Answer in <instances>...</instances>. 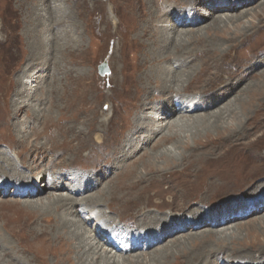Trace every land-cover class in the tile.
I'll return each instance as SVG.
<instances>
[{"label":"rangeland","instance_id":"1","mask_svg":"<svg viewBox=\"0 0 264 264\" xmlns=\"http://www.w3.org/2000/svg\"><path fill=\"white\" fill-rule=\"evenodd\" d=\"M214 1H216L215 3L218 2V0ZM146 3L152 4L150 0H0V152L6 153L3 156H10L12 158L11 162L19 168L7 178L0 177V186L5 185V183L10 184L0 195V264H41L44 251L43 243L40 244L32 232L36 226L47 227L49 224L52 225L54 220L53 216L48 215V218H41L42 223L38 225L24 213L12 209L13 205L10 206V201L22 199L14 195L13 188L15 189L17 184L11 185V181L19 177V180L23 179L19 183L25 185L34 171L30 185L37 184L34 188L38 189L39 179L37 177L40 173L35 170L37 167L44 166L54 170L52 164H55L58 168H69L76 163L85 151L92 147H96L98 151L112 153L110 152L112 150H108L107 147L118 137L117 135H119L121 129H126L129 126V118L134 121V112L141 111L144 98H151L149 88L153 85L163 88L159 81L146 82L144 79L146 70L150 66L149 54L146 53L147 39L138 37L137 33L148 16ZM187 4V2H184L181 5L186 11L191 6L196 7V5L186 6ZM231 4L234 3L231 2ZM110 7L114 9V14ZM241 7L234 12H227L226 10L218 12V14L245 15L242 18L244 24H241L240 35L236 39L225 41V39L215 36L213 32L206 34L202 30L201 33L202 36H205V40L188 46V49L206 47L208 49L203 50L207 53L209 51L208 55L197 66L198 68L196 67L195 71L191 72L190 81L183 89L190 92V97L195 96L198 99L199 96L194 92H207L214 89L216 84L218 86L223 78V74H221L223 73V61L231 60L234 55L236 58H241L242 56L237 55L240 53L255 56L264 53V0H255ZM211 18L196 27L207 26L213 20V17ZM251 22L254 26L250 25ZM166 25H169V23H166ZM229 27L232 28L233 26L229 25ZM137 30L138 32H136ZM255 31L258 32L256 35L247 37ZM229 33L231 34V32ZM248 38L250 39L248 40ZM220 39H222V43L229 44L228 50L223 54L216 53L210 49V45H205L207 41L217 42ZM242 40L247 41L242 47L238 48L236 53L235 47ZM170 51L173 55L181 53L180 50H171V48ZM171 55L169 54V57ZM165 58L164 61H167V55ZM49 63H51V66L46 71L37 72ZM102 63H105L108 68L105 73H100L99 70ZM203 69L206 72L201 83L192 84L195 83L196 73ZM28 70V76H24ZM255 70V76L247 83L242 84L234 94L225 98L221 104L207 110V112H196L197 115H209L213 111L219 112L220 109L222 110L230 101L234 100L235 96H244L243 93H238L240 88L245 87L250 82L252 83V81H254L252 85L258 84V88L264 87V76L261 75V72L264 71V65H259ZM39 73L40 77L36 80L37 82H32L34 85L37 84V87H32L34 88L32 90L31 88L25 89L24 87L31 83L30 77L33 80ZM22 78L24 81L27 79V84L23 83ZM182 78L184 79V77ZM185 84L186 82H183L182 85ZM168 88L172 90L175 87L172 84ZM140 90L143 91L140 92ZM36 98H39L40 101L36 102ZM41 99L43 100L42 105L37 106L42 101ZM184 99L179 101V105H176L183 110L185 109L184 102L188 101L189 98ZM252 101V98H244L243 106L240 104V107L238 105L235 107L239 112L238 117L231 120L232 116H226L224 121H227V123H220L219 127L214 130L203 131L200 134L197 133L198 135L195 133L196 136L193 135V129L178 132V135H181L183 139H189L190 146L186 149L181 148L180 145L177 148L175 147L176 149L172 147L176 145L177 141L166 139L167 134L165 135V133L175 132V128L173 127V130L168 131V127L165 125L163 133L157 135L156 139L154 138V145L148 150L141 151L138 157L136 156L134 160L129 161L126 170L124 169L123 176L119 178L120 183L111 184L110 190L104 193H100L101 189L94 194L92 201L101 200L103 205L99 209L104 210V214H108L110 219L117 222L116 215L109 212L106 207L108 199H111V201L107 202L112 203L113 201V205H118L120 212L125 204H133L135 209H141L144 206L157 207L160 212L164 210L163 212L166 213L170 209L182 211L184 200L196 199L203 205H207L206 207H210V209H213L212 206L216 202L223 200L224 204L222 206L227 208L226 212L229 211L226 213L227 219L237 217L221 227L222 230L226 229L227 233L236 234L235 237H231V241L226 242L223 239L230 249V253L234 256L242 252L261 254V252H264V200L261 213L257 214L253 211L252 215L245 217L247 212H251V209H254L264 197V95L260 96L259 94L258 104L256 101ZM15 102L16 104H14ZM159 102L160 100L154 101L155 104H159ZM23 103L29 105L23 106ZM54 103L55 105L52 107ZM132 109L133 112L128 116L129 113L127 112ZM27 112L33 116H29ZM247 114L252 116L250 117ZM149 116L154 117L153 114H149ZM33 117H36V122L30 123L31 120L34 121ZM240 120L242 123L240 122L241 126L238 127ZM230 126H232L231 129L225 130ZM240 128L241 130L237 131ZM40 129L42 131H39ZM62 129L63 131L60 132ZM21 132L33 134L26 141H21L19 136L22 135ZM113 132L115 135H112ZM96 134H98V137L95 136ZM97 138L100 139V143L95 142ZM43 146L45 147L43 148ZM165 147H170L169 153L171 152V156L166 157L167 155L161 154V150ZM40 150L41 152H39ZM165 153L168 154V152ZM199 154H202V157L201 159L199 157L198 160L196 156ZM147 156L154 157L153 166L157 170L148 171L149 168L145 167L143 163L146 161ZM258 156H260L259 160ZM172 158H175L178 164L174 163ZM4 159L7 160V157ZM203 163L205 164L203 165ZM161 166L163 168L160 170ZM44 167L41 170L45 169ZM79 174L84 177V181L71 183L72 180L66 176L64 181L56 180V184L62 189H67L70 183V185L76 184L78 187H84L85 182L91 179L92 175L90 176L83 169ZM104 178L105 176L102 177L101 181ZM257 181L260 182L257 184ZM157 182L163 184L161 190L152 191V189H149V185ZM47 183H50V180ZM255 183V191L258 190L259 194H249L247 189ZM100 184L89 192L93 193L98 190L101 187ZM165 188H176V194L173 196L175 198L172 199V202H169L172 193L165 192ZM49 191L40 193L36 197L41 199ZM239 193H242V197L233 199ZM62 194L65 195L63 192ZM90 197L92 195H88L87 199H90ZM29 199L33 198L27 200ZM90 209L92 208L76 207L72 216L77 215L78 219L83 222L78 224L80 226L85 225V228H88L91 234H96L94 227L98 226L97 228L102 231L99 230L102 237L105 238L104 240H109L114 247L120 245V242L113 239V233L104 234L105 231L98 222L100 216L96 218L95 215L97 210ZM135 209L126 210L124 212L125 217H129ZM201 209H205V207L203 206ZM86 211H93L88 214V217L91 216L92 219L86 218L87 216L83 218ZM220 214L222 217L225 215ZM154 218L156 217L153 216L151 219ZM259 224L262 225L260 231L254 232L251 230V225L258 227ZM203 229H210V227ZM193 231L196 230L190 232L193 233ZM257 233L260 234L257 240L262 239L261 245L253 243L254 240L248 238L249 235ZM121 245L124 246L123 243ZM117 249L123 250L124 248L118 247ZM144 252L133 251L120 256L130 260L125 261V264H148L146 261L148 256H140V253ZM54 260L50 256L47 258L49 263ZM217 262L219 264H236L237 262L238 264H257L256 262H247L239 256L238 258L228 256Z\"/></svg>","mask_w":264,"mask_h":264},{"label":"bare ground","instance_id":"2","mask_svg":"<svg viewBox=\"0 0 264 264\" xmlns=\"http://www.w3.org/2000/svg\"><path fill=\"white\" fill-rule=\"evenodd\" d=\"M150 1L152 3L151 4L152 6L149 3H146V13L148 14V16L146 20H144L143 24L141 26L139 25L140 26L139 32L138 30L136 32H138L137 33L138 37L140 38L145 37L147 39L146 53L149 54L150 66L146 70L144 79L146 82L154 81V80L159 81L161 83L160 85L163 88H159L160 86L157 87L158 86L157 84H156L157 86L153 85V87L149 88V93H151V98H147V99L144 98L143 100L144 102L142 103L143 105L142 107L140 106L141 111L134 112L135 113L134 121L130 118L128 119L129 128L127 127L126 129L125 128H123V130L121 129L120 133H118L119 135H117L118 137L111 142L109 147H107L108 150H112L110 151L112 153L98 151L96 147H92L89 150L85 151L83 155L78 158L76 163L69 168L66 169L58 168L56 167L55 164H52L55 168L54 170L45 168L44 166L37 167L35 170H38V172L40 173L39 176L37 177V179H39V185L37 186L38 189L34 188V186L36 187L37 184L30 185V180L34 175V171H33V175H31V177L27 181V184L25 185H21L19 183V181L23 179L19 180V177L17 179H13V181H11L12 182L11 185L17 184L16 188L15 189L13 188L14 195L18 196L22 200H12L10 201L9 204H11L10 206L13 205L12 209H15L16 212L24 213L29 219H31L32 221H34L35 224L38 225L42 223L41 218H48V215L54 217L52 225L49 224L47 227L36 226L32 232L35 234V237L36 239H38L40 244L43 243L42 247L44 248V251H43V256L41 257L42 258L41 264H125V261H128L129 259L121 257L120 255H124V253L127 252L129 253L133 251L135 252L145 251L144 253H140V256L142 257L148 256V258L146 259L148 264H219L217 262L218 260H221L228 256H233V258L236 257L238 258L239 256L247 260V262H256L257 264H264V252H261V254L259 255L258 253L242 252L235 256L230 253V249L226 246V242L228 240L231 241L232 240L231 237H235L236 234L227 233L225 231L226 229L222 230L221 227L223 225H226L227 222H229L230 220H235L237 217H231L230 219H227L226 213H228L229 211L226 212L227 208H224V206H222L224 204L223 200L216 202L215 205L212 206L213 209L212 208L210 209V207L209 208L206 207L207 205H203L200 201L196 199L184 200L185 202L184 209L182 211L170 209L166 213L163 212L164 210L160 212L159 208L157 207L144 206L141 209L139 208L135 209V205L133 204L132 205L125 204L124 208L120 212L118 205L117 204L113 205L114 204L113 201L112 203L107 202V201H111V199H108L106 201V207L109 209V212L114 213L116 215V217L118 218L117 222H114L112 219H110V216L108 214H104L103 213L104 210L101 211L102 209L101 210L99 209V207L103 205V203H101V200H98L97 202L92 201V199H94V194L99 192L101 189L102 190L100 193H104L110 190L109 188L111 184L120 183L119 178L123 176L124 169L126 170L129 161L132 159L134 160L136 156L138 157V154L141 151H145L151 148L154 145L156 136L159 135L160 133H163L162 131L165 125L168 127L167 128L168 131H171L173 127L175 128V132L173 131L172 133H168V132L165 133V135L167 134L166 135L167 138L165 137L166 139L168 140L175 139L177 141V143L175 142L176 145H173L172 147L176 149L177 146L180 145L181 148L186 149L190 146V142L188 141L189 139L188 140L183 139L181 135H178L179 134L178 132L187 131V130L190 131L193 129L194 130L193 135L196 136L197 133L200 134L203 131L209 132L210 130H214L216 127H219L220 123L223 122L227 123V121H224L226 120V116H232L230 118L231 120H234L236 117H238L237 115H239V112H237V109L235 107L237 105L238 107H240V104L241 106H243L244 98H252L253 100L252 102L256 101V103L258 104L259 94L260 96L264 95L263 93L264 87L258 88V84L252 85V83L254 82L252 81V83L250 82L246 84L245 87L240 88L238 93L239 94L243 93L244 96L242 95H239L238 97L235 96L234 100L230 101V103L227 104V106L223 107L222 110L220 109L219 112L213 111L212 113H209V115H205V114L197 115L198 113H196V112H205V111L207 112V110L217 107L225 100V98H228L232 94H234V92L242 84L250 81L253 78V76H255L254 70L259 65L262 64L264 65V53H261L259 55L257 54L258 56H255L247 53H244L242 55L239 52L240 54L237 55L242 56L241 58H236L234 55L231 60L223 61L222 62L223 73H221L223 74L222 80L220 81L218 86L216 84V87L210 91L194 92L199 96L198 99H196L195 96L190 97V92H186L183 90L184 87L187 85V83L190 81L191 72L195 71L194 69L204 60L206 55H208L209 53V51L208 53L204 51L208 49L206 47H203L204 45L202 46L203 47L202 49L201 48L188 49V46L195 42H199V41L201 42L202 40H205V36H202L201 33L202 30H204L206 34L213 32L215 36H219V38L225 39V41L236 39L240 35L239 30L241 28V24L242 23L244 24L242 18L245 17V15L244 14L238 15L233 13L218 14V12L224 10H226L227 12H234L238 10V8H242L241 6L250 4L255 0H249V1L248 0H233V1L218 0L217 3H215L216 1L214 0H195V2H193L194 0H150ZM184 2L188 3L186 6L196 5V7L191 6L189 10L186 11L181 6ZM231 2L234 4H231ZM48 9L50 10L49 6ZM111 11L114 14L113 8H111ZM211 17H213V20L212 21L210 20L211 22L207 26L200 25L201 27L199 26L196 27L197 25L206 21L207 19L209 20V18ZM166 23H169V25H166ZM229 25H232L233 27L231 28L229 27ZM250 25L254 26L252 22ZM219 28L221 29L219 30ZM248 28L250 27L248 26ZM241 30L243 32H246L243 29ZM229 32H231V34ZM257 33L258 32L255 31L250 35H248L247 37H253ZM222 39H220L217 42L207 41L205 45H210L211 50H213L216 53L223 54L228 50L229 44L222 43ZM249 39L250 38H248V40ZM246 41L247 40H245L244 42V40H242L235 47L236 53L238 48L242 47L243 44L246 43ZM170 48L171 50H176V51L180 50L181 53L179 52L178 55H173V53L170 51ZM169 54L172 55L169 57ZM166 55H167V61H164V59H166L165 58ZM46 66L40 68L37 72L40 71V73H42L46 71V69H48L51 66V63L47 64ZM205 72L206 70L203 69L198 73H196L197 75L194 79L195 83L192 84H197V83L200 84L204 78ZM28 73L29 70L24 76H28ZM40 73L36 75L37 77H35V79L33 80L32 77H30L31 83L29 85L26 83L27 79L26 81H24L22 78L23 83L27 84V87L25 86L24 88L25 89L31 88V90L34 89L32 87L36 88L37 84L34 85L32 82H37L36 80H38V78L40 77ZM261 75L264 76V71L261 72ZM182 77H184V79ZM183 82H186V84L182 85ZM172 84L175 87L174 89H172L173 91L170 90V88H168ZM141 91L143 90H140V92ZM184 98H189V100L184 102L185 104L183 106H185V109L183 110L177 107L176 105L180 104L179 101L185 100ZM156 100L157 101L160 100L159 104L154 103V101ZM37 101H40V99L36 98V102ZM42 102L43 100L37 106H41ZM28 103L27 104L23 103L22 105L28 106L29 105ZM14 104H16V102ZM54 105L55 103L52 104V107ZM131 112H133V109L127 112L129 113L128 116H130ZM27 113L29 114V112ZM149 114H153L154 117L149 116ZM29 116L32 117L33 115L29 114ZM249 116L251 117L252 115ZM33 119L34 121L31 120L30 123L36 122L35 121L36 117H33ZM240 122L242 123V121L240 120L238 122V127L241 126ZM231 128L232 126L225 128V130ZM239 130H241V128L238 129L237 131ZM19 131L21 130L19 129ZM39 131H42V129H40ZM62 131L63 129L60 130V132ZM21 134L22 135H19L21 141H26L28 137L33 133L30 134V132H26V134H24V132L23 133L21 132ZM112 135H115V133ZM95 136L98 137V134H96ZM58 140L60 139L58 138ZM95 142L100 143L101 141L100 139L97 138ZM50 144L52 145V143ZM44 147L45 146H43V148ZM34 149L36 150L37 148ZM41 150L39 152H41ZM170 150H171L170 147L169 148L165 147L161 150V154L163 153V155L165 154V156L167 155L166 157H169L171 156L170 155L171 152L169 153ZM182 151L186 152L187 150H182ZM165 152H168V154H166ZM5 154L6 153L3 154V152L2 153L0 152V177L7 178L8 176L16 172L17 169L19 168H17L16 165L11 162L12 158L10 156H3ZM5 157H7L8 161L4 159ZM196 157L197 159L199 157H200L199 159H201L202 154H199ZM259 157L260 156H258V160L260 159ZM175 158H172V160L174 163L178 164ZM153 161H154V157L150 158L149 156H147L146 161L143 163L145 164V167L149 168L148 171L157 170L153 166L154 164ZM204 164L205 163H203V165ZM43 167L45 169L41 170ZM161 168L163 167L161 166L160 170ZM82 169L85 172H88L90 176L92 175L91 179H88L85 182L84 187H78V185L76 184L70 185L71 183H74L76 181H80V180L81 182L84 181V177H82L80 174L78 175V173H80ZM66 176L68 179L72 181L69 184V187H67V189L65 188L62 189V187L56 184V180L64 181ZM104 176L105 178L103 179V181H101L102 177ZM48 180H50V183H47ZM260 181H257V184ZM35 183H37V181H35ZM99 184L101 187L98 190H96L93 193L89 192L90 190L96 188ZM8 186H10L9 183H5V185L0 186V195H2L4 190H6L5 188H7ZM162 186L163 184L161 182H157L155 184L153 183V185H149V189H152V191L161 190ZM255 189H256V183L253 184L251 188H248L247 190L249 194L254 195L255 193H258V190L255 191ZM47 190L50 191L47 192L41 199L36 197L40 193L42 194ZM175 190L176 188H172V189L165 188L164 190L165 192L172 193V195H170L171 199L169 200V202H172V199L175 198L173 197L174 194H176ZM56 191H60V192H56ZM62 192L65 193V195H63ZM241 194L242 193H239V195L235 196L233 199L237 197L239 198L240 196L242 197ZM88 195H92V197H90V199H87ZM28 198H33V199L27 200ZM263 200L264 197L256 205L254 209H251L252 210L251 212H247L245 217L252 215L253 211L257 212V214L261 213L263 210L262 208ZM203 206L205 207V209H201ZM76 207L92 208L90 210L96 209L97 214L95 215L96 218L97 216H100V221L98 222L99 225L105 231L104 234H108V232L113 233V239L117 242H120L121 244L123 243L124 246L120 244V245H116L117 247H114L111 245L109 240H104L105 238L102 237V233H100L102 231L99 228H97L98 226L94 227L96 234H91L88 231V228L87 229L85 228V225L82 224L83 226H80L78 223L81 224L83 222H81L80 219H78L77 215L75 217L72 216ZM129 209H135V211H133L132 214L129 215V217H125L124 212ZM49 212H51V214H49ZM92 212L93 211H89V212L86 211L84 213L83 218L87 216L86 218L92 219L91 216L88 217V214ZM220 213L225 214L224 217L220 216L221 215ZM29 215L31 216L29 217ZM153 216H155L156 218L151 219ZM261 224H259L258 227L251 225L250 226L251 230H253L254 232L257 230L260 231V226H262ZM206 227H210V229H203ZM192 230H196V231H193V233H191L190 231ZM223 235H227V236H223ZM258 235L260 234L258 233L251 234L248 236V238L254 240L253 243H257L261 245L262 239L258 241L257 240ZM223 239H225L226 242ZM118 247L124 249L118 250L117 249ZM48 256L54 258L55 260L52 263H49L47 261ZM28 261L30 262L31 260ZM236 264H238V262Z\"/></svg>","mask_w":264,"mask_h":264},{"label":"water","instance_id":"3","mask_svg":"<svg viewBox=\"0 0 264 264\" xmlns=\"http://www.w3.org/2000/svg\"><path fill=\"white\" fill-rule=\"evenodd\" d=\"M99 70H100V73H105V72L108 70V68H107V66H106L105 63H102V64L99 66Z\"/></svg>","mask_w":264,"mask_h":264}]
</instances>
